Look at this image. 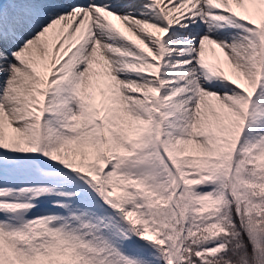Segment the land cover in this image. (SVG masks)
<instances>
[{
	"label": "snow or ice",
	"instance_id": "6c2138e0",
	"mask_svg": "<svg viewBox=\"0 0 264 264\" xmlns=\"http://www.w3.org/2000/svg\"><path fill=\"white\" fill-rule=\"evenodd\" d=\"M0 264H264V0H0Z\"/></svg>",
	"mask_w": 264,
	"mask_h": 264
}]
</instances>
